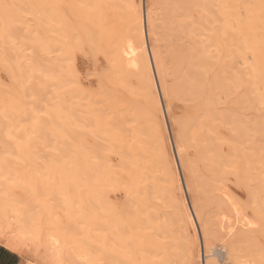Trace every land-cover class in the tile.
Returning <instances> with one entry per match:
<instances>
[{
    "label": "bare ground",
    "instance_id": "obj_1",
    "mask_svg": "<svg viewBox=\"0 0 264 264\" xmlns=\"http://www.w3.org/2000/svg\"><path fill=\"white\" fill-rule=\"evenodd\" d=\"M27 1L46 44L49 68L62 77L65 113L57 125L70 140L76 141L77 132L96 140L97 145L79 146L87 178L82 182L90 190L85 219L92 225L87 240L92 248L76 243L53 213L14 204L4 191L6 179H0V243L24 257L25 264H264V122L239 115L241 109L264 108L259 94L264 89L263 6L254 0H172L165 10L161 0ZM119 6L126 11L125 20L117 17ZM179 10L184 20H171ZM27 11L21 0H0V64L14 85V92H0L3 144L11 141L7 127L22 128L26 140L33 139L26 129L38 132L23 87L32 74L22 68L7 37L30 32L21 20ZM87 46L104 55L107 70L102 75L112 86L106 95L99 92L105 96L97 100L83 86L77 65L78 52ZM94 65L99 66L97 60ZM173 98L198 106L179 119L169 106ZM98 102L108 105V112L112 106L107 115L114 121L113 128L107 117L111 136H100L106 115L100 117ZM22 120L28 125L20 127ZM7 160L0 157V178L11 175ZM198 165L217 177L214 189L207 190L211 181L207 191L201 189ZM62 169H55L60 176L53 173L61 182L69 175ZM226 173L246 192L245 202L224 183ZM70 177L67 185L57 181L62 188L71 187L78 180ZM119 191L124 194L120 205L112 200ZM132 200L138 214L133 204L128 206ZM60 204L56 206L70 205Z\"/></svg>",
    "mask_w": 264,
    "mask_h": 264
},
{
    "label": "rangeland",
    "instance_id": "obj_2",
    "mask_svg": "<svg viewBox=\"0 0 264 264\" xmlns=\"http://www.w3.org/2000/svg\"><path fill=\"white\" fill-rule=\"evenodd\" d=\"M148 1L150 2L152 0H145L144 3L148 2ZM170 1L172 2V0H161L162 6L164 7V5H165V10L167 8V5L171 9ZM29 2H30V0H29ZM254 2H256V3H254ZM21 3L28 10L27 12H25L22 15L21 20H22L24 25L31 28L30 32L24 33V31H19L18 33L14 34V35H16V37L12 34H7V37L9 39H11L12 46H13L12 52L18 58V61H20L22 68H24V70H27L28 73L32 74L30 76V78L27 79L23 83V87L26 90L27 98L29 99V101H31V108H32L31 111H32L33 121H35V125L38 128V132L36 133L34 131H31V129H26L27 137L33 138L30 140H26V139H23L25 131L22 128H21V130L20 129H16V130L13 129L12 130V129H10V127H7L5 129V135H7V138H10L11 141L10 142L8 141L6 144L0 143V157L8 158V160L5 163V166H6L7 170L8 169L10 170L11 175H7L5 177L2 176L3 178H0V179L1 180L6 179L7 187L4 191L7 190L6 192L8 194H10L11 198L14 201V204L17 205V203H18L19 207H21V208H23V207L27 208V206L34 205V206H37L38 209L42 212L47 211L49 213H53V215L55 217L57 216L58 219L62 221V225L65 227L64 230L67 232V234L70 235V237L72 236L71 238L74 241H76V243L80 244L81 246L83 245L82 247L88 251L89 249L91 250V248H92V246L89 245L91 242L88 244V241L91 240V238L88 239V235H89V237L91 235V230H90L91 228H88L89 225H91V221H89V219H85V216H86V214L89 215V207L90 206L85 204L88 201V198H85V196L88 195V194H86V191L88 190V188L85 189L84 188L85 186L83 184H85V182L87 181V178L85 175V172H86L85 165L83 163L84 159L82 157L84 153H81L82 150L80 151L79 146L84 145V144L87 146L89 144L94 146L96 144L95 143L96 140L93 137L91 138V135L88 136V135H85L82 133L78 134V132H77L76 139H75L76 141H73V139H71L72 140L71 141L70 140L71 137H67V134H66L67 130L65 131V130H63V129H65L64 127L57 125V120H56L57 117L59 115L61 116L65 113L63 111V106L61 103V98L63 96L62 77L58 71L50 70V68H49V62L46 59L47 55H48L46 44H45L40 32L36 28V25L34 24L35 20L33 19V15L31 14L33 11L32 2L28 3L27 0H21ZM252 3L258 4L257 7H259V8H260V6L261 7L263 6V8H264V0H254ZM121 7H122V10H124V6L121 5ZM121 7L120 6L118 8L115 7L116 9L115 8L114 9H115V11L117 10L116 11L117 17H119L121 19L124 18L123 20H125L126 17H123V14L125 16L126 11H122L121 9H119ZM169 8H167V10H170ZM193 11L195 13V19H198L196 10H193ZM156 12L158 13V10ZM169 13L170 12H168V14ZM177 13H178V15L175 14L173 16L174 19H172L173 17H171V20H184L185 17L183 18L180 10ZM158 15H159V17H161L160 14H157V16ZM180 15H181V17H180ZM169 16H171V15L169 14ZM175 16H176V18H175ZM159 17H158V19H159ZM177 17H179V19ZM158 19L156 21L162 20V19H159V20ZM122 22L125 23L124 21H122ZM30 41H32L31 42L32 45L27 44V42H30ZM162 41H165V40H162ZM162 41H160L161 42L160 44H163ZM34 42L37 43L36 48H34ZM164 44H165V42H164ZM82 50L78 52V59H77V65L80 69V74H81L80 76L82 79V84H83V86H85V88L87 90H89V91L91 90L90 92L92 93V97L96 98L95 100H97V98H99V96H100L99 94L101 92L106 95L109 92V88L112 87L109 83L110 81L108 82L106 76H104L106 79L103 77L104 73H106V70H107V69H103V67L106 68L105 57L99 51L98 52L96 51V55H95V53H93L95 51L92 52L88 46L85 47L83 51ZM93 58L95 60H97V62L99 63V66L96 67L94 65L95 60L93 62ZM99 70L101 72L103 71V73H101ZM97 73H100L101 75L102 74L103 75L100 76ZM99 77L101 80L99 79ZM102 77L104 80L102 79ZM91 79H92V81H91ZM98 79L101 82H99ZM105 80L107 81V83L104 82ZM96 81H98L97 83H101L102 86H100L98 84V88H97ZM169 81L171 83V80H169ZM90 82L93 84L92 86H91ZM106 84L108 86H106ZM87 85L89 86V88H87L88 87ZM13 86H14L13 80L11 79L8 71H6V68L4 67L3 64H0V92L2 91L3 88L7 92L8 91L10 92V90L13 91V89H14ZM95 88H97V89H95ZM105 88H107V89H105ZM103 90H104V92H103ZM93 91L97 92V95H96L97 97H95V92H93ZM259 94L264 95V89L263 88H260ZM105 95H102L100 97H103ZM96 106H98L100 110H103V112L99 111L101 116L98 113H97V115H99L102 119L106 115V117L103 119V123H102L103 125L101 124V126H103V128H105V132H103L104 129L102 130L103 133L100 130V132L102 133L101 134L99 132L100 136H106L107 134L110 135L109 131H110L111 125L109 126V124H107L109 122V120L107 121V117H108L107 115L112 114V106L109 107V112L107 109L108 105L105 106L104 104H102V102H98V104ZM169 106L171 108L172 115L176 118L181 119L182 116L187 117V115H189L191 112H195V107L197 108L198 105H197V103L195 104V102H193V101H190V102L186 101L185 102L183 100H180V99L177 100V98L176 99L173 98L172 102L169 103ZM104 107H106V109H107V110H105V112H104V109H105ZM97 110H98V108H97ZM240 111H244L243 114H242V112L240 113L238 111L240 113L239 114L240 117H243V118H246V116L248 118L249 115L251 117L250 111H254L256 114H254V112L252 113L253 119L251 118L252 120H250V117H249L246 120H248V121L255 120L258 122V121H261L260 119H262V121L264 122V108H259V110L258 109L257 110H254V109L250 110L249 108H245V110L241 109ZM247 111H248V114H247ZM245 112H246V115H245ZM105 113H107V114H105ZM243 115H245V117ZM99 116H97V117H99ZM101 118H97V119H99L98 120L99 124L102 122ZM108 118H110V122L112 124L111 127H113L114 121L113 120L111 121L112 118L110 116ZM145 121L147 123V118ZM145 121H144V123H142L143 125L146 124ZM105 123L108 126L105 127ZM24 125H26V126L28 125L27 121L22 120L20 127H22ZM146 125H148V124H146ZM146 125H145V128H146ZM90 128H92V126ZM196 128H197V125L192 126L190 128V132H191V130L196 129ZM93 129H94V127H93ZM100 129H102V127ZM106 130L108 133L106 132ZM148 130H149V126H148L147 131ZM111 131H112V129H111ZM106 137H108V136H106ZM112 141H114V140H112ZM112 141L108 142V143L113 144ZM74 142L75 143L77 142L78 144H80V145H78V149L76 146L77 143L75 144ZM261 142H262L261 144L264 146V141H261ZM105 145H107V144H105ZM73 146H76V148H74ZM83 147H82V149H83ZM5 149H6V151H5ZM7 150H9V151H7ZM72 150H73V152H72ZM69 152H70V154H69ZM102 152L106 153V154L108 153V151H106V150H102ZM6 154H7V156H6ZM72 154L74 155V157H72L73 156ZM109 154H113V152L110 151ZM2 155H4V156H2ZM263 159H264V157H263ZM79 161L81 162V166L79 164ZM74 164H75V166H74ZM78 164H79V167H77ZM263 164H264V162H263ZM69 165H70L71 169L73 167L75 174H73L72 170H71L72 171V174H71ZM51 166H53V167L51 168ZM48 167L51 170L48 169ZM62 167H63V169H62L63 173L67 169L66 171H68V174L72 177L74 176L73 180H75L77 178L76 180L79 181V182L73 181L74 184H73V182H70L73 184V186L71 185V187L70 186L67 187L66 186L68 183L67 180L72 181V179H71V177H70V179L68 178L69 175L67 176L65 174L66 175V177H65L63 174L64 178H66V180L65 179L64 180H65V184H66L65 186L68 188V191H67V188H64V187L62 188L60 186L61 180L57 176L58 174H56V175L53 174V173H55L54 171H56L55 170L56 168H58V170L60 172ZM198 168H199V171L201 174L200 179L202 180V177H203V180H202L203 183H201L202 181H200V184H202L201 189H203V188H204L203 190L207 189V185H209L208 181H211V185H210L211 188L209 186L207 190L214 189V187H216V185H218V181L216 180L217 177H213L214 175L209 174L208 170L205 169L204 167H202V165H198ZM59 172H57V173H59ZM61 173H59V176L61 175ZM65 173H67V172H65ZM63 176L60 177L62 180H63ZM212 178H214V179L212 180ZM57 180H59L60 182H58ZM64 180L61 182L62 186H63ZM83 180L85 181L84 183L82 182ZM223 181H224V183H226L229 186V188L232 190V192H234V194L238 198H240V200L245 202L244 199H247L245 197V195H247V194H245L246 192L243 191L244 189L240 188V185L236 182L232 173L231 174L226 173ZM22 182L30 184V187L27 188L25 186H22L21 185ZM205 182L207 183L206 185H205ZM262 182L264 183V180ZM212 183H215V186H212L213 185ZM249 183L255 184L253 182V180H250ZM51 188H53L52 189L53 191L51 190ZM96 190H98V189H96ZM89 191L90 190H88L87 192L89 193ZM52 192H53L54 197H55V194L58 197L57 196H56V198L52 197L51 196ZM97 193H99V192H97ZM97 193H96V195H97ZM66 198H67V200H66ZM115 198L120 205L121 204L120 202L123 201V199H124V194L121 191H119L117 194L112 196V200H114ZM263 198H264V194H263ZM133 202L136 203L135 200H132V203L130 201H128L127 202L128 206H129V204L130 205L133 204L131 207L134 208ZM60 203L65 204V206H66V204H68V205L70 204L71 206L70 205L66 206L67 209H65L66 207H64V206L61 208V207H59V206H61ZM51 204L53 206L54 205L56 206L57 204L58 205L60 204V205L56 206V207L52 206L53 207V209H52L48 206ZM135 205L137 206L138 203H136ZM249 208L250 207H247V209H246L248 212V215H253L252 209L250 208L251 209L250 210ZM62 209H64V210H62ZM138 209H137V207L134 208L133 209V211H135L134 213L138 214L139 212H136V211H138ZM139 211H140V209H139ZM134 213L131 212L132 215ZM137 214H135V215H137ZM69 215H70V217H69ZM135 215H133V216L135 217ZM87 217L88 216H86V218ZM134 217H133V219L138 221V219L134 218ZM84 220H86V221H84ZM88 221L90 222V224L88 223ZM83 227L86 229L88 228V230H85ZM78 228H80V229H78ZM82 228H83L82 232H85V235H84V233L81 232ZM86 231H88V232H86ZM101 231H100V229H98V232H101ZM89 232H90V234H89ZM79 234L82 237L79 236ZM86 234H87V237H85ZM78 236H79V239H76ZM100 262H101L100 264H103L102 263L103 260Z\"/></svg>",
    "mask_w": 264,
    "mask_h": 264
},
{
    "label": "crops",
    "instance_id": "obj_3",
    "mask_svg": "<svg viewBox=\"0 0 264 264\" xmlns=\"http://www.w3.org/2000/svg\"><path fill=\"white\" fill-rule=\"evenodd\" d=\"M0 243V264H25V258ZM23 258V259H22Z\"/></svg>",
    "mask_w": 264,
    "mask_h": 264
}]
</instances>
